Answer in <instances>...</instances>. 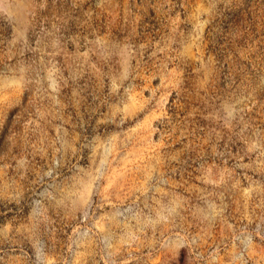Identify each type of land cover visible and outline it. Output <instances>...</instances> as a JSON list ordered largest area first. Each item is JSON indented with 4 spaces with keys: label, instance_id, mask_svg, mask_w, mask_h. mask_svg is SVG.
I'll return each instance as SVG.
<instances>
[{
    "label": "rangeland",
    "instance_id": "rangeland-1",
    "mask_svg": "<svg viewBox=\"0 0 264 264\" xmlns=\"http://www.w3.org/2000/svg\"><path fill=\"white\" fill-rule=\"evenodd\" d=\"M0 264H264V0H0Z\"/></svg>",
    "mask_w": 264,
    "mask_h": 264
}]
</instances>
